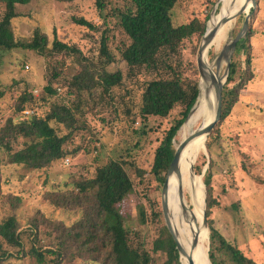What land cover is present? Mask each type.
<instances>
[{"label": "rangeland", "instance_id": "rangeland-1", "mask_svg": "<svg viewBox=\"0 0 264 264\" xmlns=\"http://www.w3.org/2000/svg\"><path fill=\"white\" fill-rule=\"evenodd\" d=\"M105 1L106 8L102 13L95 0H77L72 3L32 0L27 5L17 6L18 17L12 20L11 28L14 40L20 44H29L38 30L48 38V49L47 55L23 47L12 51L0 49V90L6 92L0 99V133L11 119L17 123L33 114L46 118L54 103L73 106L77 122L75 129H66L52 123L57 126L60 134L71 135L65 145L67 155L43 169L9 163V156L0 145V225L10 216H15L19 221V231L22 232L26 250L32 246L44 247L40 249L42 252L54 246V234L49 236L46 233L47 229H52L48 221H62L70 226L80 218L81 212L55 208L47 195L76 191L77 182L91 180L99 166L116 160L124 163L135 183V192L121 205V210L129 212L127 227L132 231L134 242L148 249L153 256L152 264H177L175 261L170 263L165 252H153V243L166 225L164 215L161 214L157 219L154 211L162 212V188L167 174L165 181L160 183L152 168L155 152L167 131L181 119L182 106L177 107L167 118L150 117L143 123L139 115L141 89L145 82L164 74L166 69L162 66L153 72L142 71L134 77L129 75V67L120 53V48L129 40L121 28L119 13L126 11L132 4L130 0ZM217 2L179 0L171 13L172 22L174 26H180L197 19L206 21L208 26ZM4 9L0 4V19ZM220 9L219 3L215 15ZM73 18H84L98 30L77 25ZM244 20L245 15L231 22L233 25L220 42L219 48L210 50L209 61L215 69L218 55L224 45L240 32ZM250 29L253 31L248 50L251 64L248 67L245 64V71H241L242 60L247 59V55L241 56L237 76L239 80V74L243 72L245 79L239 83H246L239 91L229 117L220 122L211 139L208 137L210 148H207L206 141V148L195 160L194 173L198 177L202 176L204 183V170L211 163V198L216 201V205L207 218L208 254L212 224L228 243L242 251L246 257L257 264H264V0H257V8L250 18ZM103 34L108 37V49L114 58L111 65H105L100 54ZM144 35L150 41H155L158 33L146 29ZM202 37L195 36L186 40L182 45L181 56L172 58L176 68L178 60H181L180 68L185 71L189 82H194L196 78L200 80V76L190 68L195 65L197 69L196 56ZM55 40L79 49L82 54L80 57L71 53L50 54ZM83 57L87 59L85 63L90 68L97 69L96 80L101 69L111 73L121 71L125 76L122 86L107 94L98 86L92 95L85 94L80 101L76 94L71 93L73 90L69 83L82 70L79 60ZM226 67L224 60L220 66L221 77ZM54 74H57V80L53 79ZM50 82H53L58 93L47 100L45 88ZM26 94L33 96L25 109L30 114H18L17 104ZM76 105H79V109ZM184 125L175 137V148L182 140ZM20 140L14 145L15 150L21 148L22 142H27L25 139ZM202 154L204 156L200 159ZM131 164H134L133 167ZM141 179L144 180L143 184H139ZM183 194L186 207L193 209L190 194L184 189ZM207 197L206 187V210ZM139 205L146 210V224L138 221ZM35 224L39 226L38 230ZM34 230L35 236H40L38 242L32 235ZM3 251L9 254L4 257V264H37L34 258L23 257L18 249L0 241V254ZM218 254L220 259L225 260L222 252ZM47 264L53 263L48 260ZM61 264L99 263L85 257Z\"/></svg>", "mask_w": 264, "mask_h": 264}, {"label": "trees", "instance_id": "trees-1", "mask_svg": "<svg viewBox=\"0 0 264 264\" xmlns=\"http://www.w3.org/2000/svg\"><path fill=\"white\" fill-rule=\"evenodd\" d=\"M31 1L0 0V4L5 7L0 19V49L12 51L23 47L40 54L46 53L48 38L38 30L34 33V38L29 44H20L13 37L12 20L18 17L17 6L27 5ZM57 1L72 3L77 0ZM130 1L132 5L126 11L119 13L121 28L129 40V43H124L120 48L121 58L129 67V75L134 77L142 71L153 72L162 66L166 69L164 74L144 83L141 89L139 115L143 123H146L150 117L167 118L177 107L182 106L181 119L167 131L164 140L155 152L152 172L155 178L163 183L175 154V137L187 121L200 93L199 78L194 79V82H189V78L185 77V71L180 68L181 60H178L176 68L172 64V58L181 56L182 45L186 40L195 36H203L207 30V24L206 21L195 19L186 24L174 26L171 13L179 0ZM95 2L98 10L102 13L106 8V1L95 0ZM101 15L105 17V15ZM73 19L77 25L90 30H98L94 24L84 18ZM146 29H152L158 33L155 41H150L145 37ZM252 36L253 31L249 29L247 37L237 43L228 81L223 89L221 122L231 114L238 93L246 83V81L243 84L239 83L240 80L245 79L243 72L239 74V80L237 76L241 56L247 55V59L242 60L241 71H245V64L247 67L251 64L248 50H250L249 42ZM101 40L100 54L104 58V64L111 65L114 58L108 49V37L103 34ZM53 52L65 55L71 53L76 57H80L82 54L79 49L58 40L54 41L50 54ZM86 61L87 59L84 57L79 60L82 70L69 83L73 90L71 93L76 94L80 101L85 94L92 95L98 86L105 94L122 86L125 76L121 71L111 73L101 69L99 78L96 80L97 69L90 68L85 63ZM190 70L198 77L200 76L195 65H192ZM57 78V74H54L53 79L57 80ZM45 92L47 100H51L58 93L57 89L53 87V82L46 86ZM5 94L6 92L0 90V99ZM32 99L31 94L23 95L19 99L16 112L22 114L26 109V104ZM76 104L79 102L76 101ZM76 106L79 109V105ZM76 122V111L73 106L54 103L46 118L33 114L17 123L12 119L8 120L0 133V145L8 154L9 163L25 165L32 169H43L67 155L65 145L69 141L71 133L60 134L57 126L62 125L66 129H75ZM217 130L218 128H215L211 132L208 136L209 139L216 134ZM20 139H25L27 142H22L21 148L15 150L14 145L21 141ZM207 148H210V140L207 141ZM203 156L204 154L200 159ZM133 165L131 164V167ZM211 179L210 163L204 175V183L208 192L207 218L210 217L212 208L216 205V201L211 198ZM143 183L144 180L141 179L139 184ZM76 186V191L47 195V199L55 208L80 210L81 212L80 218L70 226L62 221H48L52 229L49 231L47 229L46 233L49 236L54 234V246L45 248L42 252L40 249L44 247L32 246L26 250L22 242V232L19 231V221L15 216H10L1 223L0 241L18 249L23 257L34 258L37 264H47L48 260L53 264H61L66 261L71 263L85 257H89L90 260L99 264H152L151 253L143 244L134 242L131 236L132 231L127 227L129 212L121 210L124 201L135 192L134 180L124 167V163L112 160L99 166L96 175L91 180L77 182ZM137 209L139 211L138 221L146 224L145 208L139 205ZM155 209L157 208L155 207ZM158 211H154L157 219L163 214V211ZM35 227L38 230L37 224ZM210 231L209 258L212 264H257L238 248L228 243L212 224ZM35 234L36 230L32 231V235L35 236ZM38 239L40 236L36 235V242ZM153 244V252H165L170 263L175 261L177 264H182L176 243L166 225L163 226ZM219 252L224 254L225 260L224 258L220 259ZM6 256H9L6 251L0 254V264H4Z\"/></svg>", "mask_w": 264, "mask_h": 264}, {"label": "bare ground", "instance_id": "bare-ground-1", "mask_svg": "<svg viewBox=\"0 0 264 264\" xmlns=\"http://www.w3.org/2000/svg\"><path fill=\"white\" fill-rule=\"evenodd\" d=\"M245 0H220V12L214 15L209 24V29H212L218 21L237 12L243 6ZM252 8V4L248 7ZM233 22V21H232ZM232 23L229 22L222 26L213 43L208 48L205 62L207 64V72L211 74L215 72L214 66L209 61V52L215 48H219L220 42L226 36ZM210 84H204L200 81L201 95L198 99L195 110L189 116L182 130V140H185L195 134L201 128L207 126L213 119V88ZM209 87V89H208ZM208 136L199 134L190 140L187 146L183 149L180 156L178 171L168 177V191L166 195L167 213L169 227L172 235L177 243L190 255L196 264H212L209 259L207 240V228L203 226V213L205 210V186L202 176L198 177L192 171L194 169L195 160L199 153L206 148ZM181 143V142H180ZM179 187L191 196L192 208L186 207L184 201H181L178 194ZM188 209V211H187ZM199 235L198 246L192 250V244ZM182 264H189L188 258L180 254Z\"/></svg>", "mask_w": 264, "mask_h": 264}, {"label": "water", "instance_id": "water-1", "mask_svg": "<svg viewBox=\"0 0 264 264\" xmlns=\"http://www.w3.org/2000/svg\"><path fill=\"white\" fill-rule=\"evenodd\" d=\"M219 3H220V0H218L216 7L214 8V10L212 12L211 18L215 15V12L219 6ZM251 4H252L251 11L249 13H246L248 7ZM256 8H257V0H245L243 6H241V8L237 12H235L234 14H232L230 16H225V17L221 18L218 21V23L212 29H209V27L207 26V30L202 37V41L200 43V46H199L198 52H197V56H196V64H197V69H198V72L200 75V81L204 84H210L209 87L213 88V111H212L213 119L207 126L201 128V130L197 131L195 134H193L189 138L181 141V143L177 146V148L175 150L173 160L170 164V167H169V170L167 173V179H166L165 183L163 184V188H162V194H163L162 211H163V215L165 218L166 226H167L169 231H170V227H169V220H168V213H167V204H166L167 201L165 199L166 195H167V191H168V186H167L168 177H170V175H172L173 173L178 171L181 152L187 146V144L190 142L192 137L199 135V134H202V135L205 134V135L209 136L211 134V132L216 128V126L221 122L222 110H223V89L226 86L227 81H228L229 73L231 70L232 57L235 53L237 43L239 41H241L242 39L247 37V34L249 32V29H250V18H251V15L254 13ZM242 15H245V20H244V23H243V26H242L240 32L230 42H228L227 44L224 45L223 49L221 50L220 54L218 55V57L216 59L215 72L208 74V72H207L208 67H207V64L205 62V57H206V53H207L208 48L213 43L215 37L217 36V34H218V32L222 26L226 25L229 22L237 20ZM224 60L227 63V67H226V72H225L224 76L221 77L220 76V66ZM209 87H208V89H209ZM199 90H200V93H199V97H200L201 91H202L200 84H199ZM197 103H198V100H197ZM197 103L195 104V106L191 110L190 115L195 110ZM208 168H209V165L205 168L204 174L206 173ZM192 171L194 172V169H192ZM205 188H206V186H205ZM178 194H179L180 200L184 201V194H183V188L182 187H179ZM204 202H205V210L203 213V226L206 227L207 226L206 198H204ZM170 233H171V231H170ZM171 235H172V233H171ZM172 237L176 243V248L179 252V255L183 254L184 256H186L188 258L189 264H196L192 258V254L190 255L189 253H187L177 243V241L175 240L173 235H172ZM198 242H199V235L197 237H195V239L193 241L192 250H195V248L198 246Z\"/></svg>", "mask_w": 264, "mask_h": 264}, {"label": "built area", "instance_id": "built-area-1", "mask_svg": "<svg viewBox=\"0 0 264 264\" xmlns=\"http://www.w3.org/2000/svg\"><path fill=\"white\" fill-rule=\"evenodd\" d=\"M29 114H30V111L28 110L23 111V115H29Z\"/></svg>", "mask_w": 264, "mask_h": 264}]
</instances>
